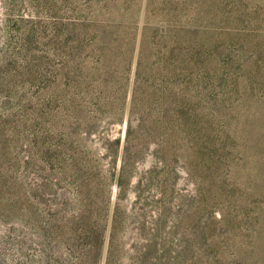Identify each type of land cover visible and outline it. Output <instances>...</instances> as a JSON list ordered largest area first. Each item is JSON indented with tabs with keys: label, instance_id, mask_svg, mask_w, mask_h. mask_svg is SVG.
Returning a JSON list of instances; mask_svg holds the SVG:
<instances>
[{
	"label": "rangeland",
	"instance_id": "obj_1",
	"mask_svg": "<svg viewBox=\"0 0 264 264\" xmlns=\"http://www.w3.org/2000/svg\"><path fill=\"white\" fill-rule=\"evenodd\" d=\"M112 226L120 264H264V0H0V264Z\"/></svg>",
	"mask_w": 264,
	"mask_h": 264
},
{
	"label": "trees",
	"instance_id": "obj_2",
	"mask_svg": "<svg viewBox=\"0 0 264 264\" xmlns=\"http://www.w3.org/2000/svg\"><path fill=\"white\" fill-rule=\"evenodd\" d=\"M157 123L155 127L160 128V122L157 120L155 121ZM163 124V122H162ZM122 161H121V174L125 165V161L127 159H130L132 156V151L129 149V127L126 129V135H125V141L122 147ZM111 228L109 243L107 245V252L105 257L104 264H120V260L118 257V252H121V249H118V245L114 244V226ZM140 230H142V226L140 227ZM155 247L153 246V243L150 241L139 245V246H133L130 252V264H157L155 261L158 255L155 253Z\"/></svg>",
	"mask_w": 264,
	"mask_h": 264
}]
</instances>
